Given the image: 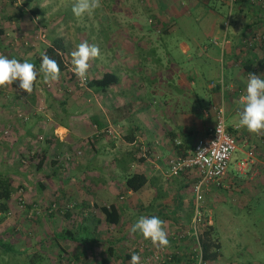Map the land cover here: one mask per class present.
I'll list each match as a JSON object with an SVG mask.
<instances>
[{
  "label": "crops",
  "instance_id": "0c3cea01",
  "mask_svg": "<svg viewBox=\"0 0 264 264\" xmlns=\"http://www.w3.org/2000/svg\"><path fill=\"white\" fill-rule=\"evenodd\" d=\"M127 2L135 18L129 19L131 14L127 13L126 22L132 31L128 41L121 44L130 50L109 54V67H103L93 75L97 77L104 71H110L115 80L104 89L87 87L94 96L82 94L78 97L77 113L63 108L66 103L63 100L61 107L66 110L57 116L59 119L54 117V113L48 117L51 120L44 130L48 141L44 140L43 144L37 140L41 136L36 137L42 128L39 122L42 116L37 114L33 121H23L21 127H16L25 140L21 141V152H29L31 156L38 153H35V148L40 150L41 146L50 143L66 147L75 138L79 142L82 138L85 141L82 154L76 157L74 166L63 177L65 188L51 192L54 195L45 193V188L51 184L45 179L52 175L45 173L43 180L37 177L23 181L25 187L28 184L25 197L40 205L58 198L72 200L73 208L64 217L72 214L77 228L73 236L78 238V244L88 240L102 241L106 251L116 258L114 263L129 264L131 255L136 253L143 264H191L196 241L191 231L196 171L187 169L168 176L165 173L167 160L174 154L186 152L197 139L208 135L213 121L210 107L221 103L225 122L236 142L233 153L236 152L232 167L226 169L218 185L209 183L200 187V209L203 200L208 210L209 206L225 201V197L246 206L248 199L257 194L259 186L264 185V135L255 136L236 127L241 97L236 90L240 88L242 94L245 92V69L254 65L264 78L263 41L248 45L242 42L247 35L260 34L261 37L264 34V3L252 0ZM143 9L151 11L146 24L137 19V14H141ZM119 19L117 23H125L124 17ZM1 28L0 39L10 38L8 31ZM164 28L168 31H163ZM181 28L186 32V38L207 39V42H197L190 50L195 62H189L188 58L186 63L179 59L178 62L167 60L166 53L161 51L157 54L155 50L158 46L156 41L165 40L161 34ZM212 37L215 41L211 40ZM1 53L8 58L29 57L15 56L6 47ZM89 63L90 69L92 63ZM66 68L70 69V66ZM211 80L214 85L209 83ZM154 82L170 86L173 91H159L155 102L152 96V93L155 95ZM13 85L15 88L18 82ZM204 108L208 110L206 114ZM92 125L95 130L110 126L113 131L89 135ZM27 139L36 142L30 146ZM249 146L253 147L251 160L242 170H237V162ZM7 151L4 156L9 154ZM53 161L49 160V163ZM14 170L20 173V168ZM131 172H142L146 176L145 182L136 190L124 185L125 174ZM109 204L117 210L118 221L115 223H106L99 210L100 205ZM184 210L186 213L183 215ZM52 211L45 217L44 234H36L30 247L35 248L36 256L45 252L50 256L47 262L59 264L57 255L63 249L60 241L69 239L57 233L73 223L65 225V220L61 222L63 215L57 209ZM140 216H158L165 222L169 240L166 248L158 249L139 234H129L132 224ZM35 222L36 229H40L37 216ZM101 228L107 236L96 234ZM83 251L81 245L74 251L77 260ZM0 264H10L9 257H2Z\"/></svg>",
  "mask_w": 264,
  "mask_h": 264
},
{
  "label": "rangeland",
  "instance_id": "374dc122",
  "mask_svg": "<svg viewBox=\"0 0 264 264\" xmlns=\"http://www.w3.org/2000/svg\"><path fill=\"white\" fill-rule=\"evenodd\" d=\"M127 1L101 0L102 6L93 14L76 17L72 12L74 0H30L28 4H24V0H0V27L7 30L8 36H10L8 39H0L1 50L6 47L7 51L13 52L15 56H31L40 52L52 38L60 37L64 43V60L67 66H70V69L66 68L60 72V78L57 82L46 84L42 78H39L34 83L31 94L20 90L18 85L15 88H13L14 85H12L13 87L0 88V130L6 128L8 132L0 138V170L4 171L6 176L10 178L11 197L13 196L12 198L18 207L22 208L18 214L13 213V211L7 212L0 219V222L2 221L0 223V239L7 242L4 249L0 247V262L2 257H9L10 264L49 263L47 261H50V256L47 253L41 252L36 256L37 252L33 251L35 248L30 247V245L36 234H44L43 225L46 221L45 217L48 215L44 213V210L46 212L50 206V211L57 209L59 214L63 215L61 222L65 220V225L73 223L72 226L68 225L67 227L77 233L72 214L64 217V213L70 212V208H73L72 200H60L58 198V200L54 199L49 203L45 202L44 205L36 204L25 197V189H28V184L27 187L23 184L27 182L24 180L32 181L37 177L43 180L46 178L45 173H52L49 178L45 179L51 183L50 187L45 188V193L54 195L51 192L61 191L66 185L62 182L63 177L70 171V167L74 166L72 164L76 157L82 154L81 148L85 143L84 139L82 138L80 142L76 138L70 140V147L53 143L44 145L47 158L38 168L36 167L38 156H31L29 152H21L20 149L23 147L21 141L24 142L25 140L16 127H21L23 121H33L37 114L42 116V120L39 119L42 128L41 131L37 132L36 137L40 135L41 137L37 140L43 144L44 137L47 135V131L44 130L48 125L47 122L51 120V117H48L52 113H54L55 118L66 109L73 114L77 113L79 110L77 98L81 97L82 94L87 97L94 96L86 89L87 85L78 84L79 79L71 71L70 52L84 41L90 45L98 46L100 56L91 61L92 65L87 76H93L98 73L99 69L109 67V54L115 55V52L119 51L128 52L130 48L126 49L121 44L123 41L125 43L128 41L129 33L132 31L126 22L129 17L127 13H132L130 3ZM30 7L35 8L36 12L31 11ZM137 15L138 21L146 24L151 11L143 9L141 14ZM120 17H124L125 23L123 21L117 23V20H121ZM133 18L135 17L131 14L129 19L132 20ZM185 33V30L181 28L178 31L161 34L162 39L165 40H162L163 42L156 41L158 43L155 48L157 54L162 51L166 53L167 60L170 58L175 62L179 59L186 63L187 58L189 62H195V56L189 54L190 50L195 47L197 42H207V39L186 38ZM115 42H117L116 45ZM1 50L0 54H3ZM100 58L103 59L100 60ZM95 67L98 69H94ZM153 84L155 95L152 93V96L155 102L159 98V91L166 93L173 91V88L167 87L163 83L154 82ZM63 100L66 103L62 107L66 109L61 107ZM18 112H21L22 115L19 116ZM94 132L95 127L92 125V131L89 135H94ZM26 141L30 142V146L36 142L34 139H27ZM35 150V153L39 152L36 148ZM6 151L9 154L4 156ZM235 152L228 161L227 168L232 167ZM49 160L54 161L49 163ZM19 168L20 173L14 170ZM23 196L26 198L25 200ZM172 200L173 202L176 201L175 199ZM202 203L201 218L204 221L209 218L210 223L212 221L220 242V255L215 260L201 264H264V185L259 186L257 194L248 199L246 206H240L234 200L226 197L225 201L222 200L209 206L208 210H206L204 200ZM185 213L184 210L183 215ZM36 216L40 229H36L34 224L36 223ZM98 233L107 236L102 228L96 232V234ZM60 242L63 249L57 255L59 258L57 263L59 264H118L114 263L116 258H112L106 251L102 241L88 240L83 244L79 243L84 250L83 254L78 256L79 260L75 258L74 253L75 250L80 249L77 241L69 239ZM18 250L19 252H17Z\"/></svg>",
  "mask_w": 264,
  "mask_h": 264
},
{
  "label": "clouds",
  "instance_id": "9594fccd",
  "mask_svg": "<svg viewBox=\"0 0 264 264\" xmlns=\"http://www.w3.org/2000/svg\"><path fill=\"white\" fill-rule=\"evenodd\" d=\"M101 0H74L72 12L76 17L91 15L100 8ZM100 56V50L96 45H90L87 41L81 42L70 52L71 71L84 86L87 81V72L90 61ZM60 65L55 59L46 53L42 54L39 70L33 63L20 62L16 58H8L0 54V88L11 87L18 82L20 90L27 94L33 92L34 83L38 75L46 84L57 82L60 78ZM237 128H243L248 133L260 136L264 135V78L256 74H249L246 89L240 97V110L238 112ZM129 234H139L152 246L163 249L169 245L168 233L165 230V222L158 216H140L132 224ZM129 264H141V258L133 253Z\"/></svg>",
  "mask_w": 264,
  "mask_h": 264
},
{
  "label": "built area",
  "instance_id": "2783aa9c",
  "mask_svg": "<svg viewBox=\"0 0 264 264\" xmlns=\"http://www.w3.org/2000/svg\"><path fill=\"white\" fill-rule=\"evenodd\" d=\"M252 1H262L264 0H252ZM212 41H215V38H211ZM263 41L264 44V34L261 35H247L243 38L242 42L244 44L259 43ZM256 74L261 76V71L254 65L249 66L245 69L244 76L248 80L249 74ZM211 85H214L213 80L209 82ZM78 84L81 85V82L78 81ZM239 95H242L241 89L237 88L236 90ZM213 113V121L209 127V132L206 137L197 139L184 153L174 154L167 160L166 175H176L181 171L187 169H194L196 171L197 179L193 184L194 198H193V213L191 218V231L194 235L195 247L193 262L192 264H200L201 254L199 251V244L197 240V234L201 229V226L204 223H210L209 218L205 221L201 218L200 211V187L209 183L218 185L223 174L227 169L228 160L236 148V142L229 131L227 124L225 122V115L223 111L222 104L212 105L210 107ZM207 108L203 109V112L207 113ZM18 115H22L21 112H18ZM113 131V128L110 126H104V128L95 130V135L98 132H104L110 134ZM7 129L0 130V138L6 135ZM253 152V147L249 146L247 150L244 151V155L237 162V170H242L247 162L251 160ZM51 210V206L46 209V212ZM141 264L143 262L141 261Z\"/></svg>",
  "mask_w": 264,
  "mask_h": 264
},
{
  "label": "trees",
  "instance_id": "16d2710c",
  "mask_svg": "<svg viewBox=\"0 0 264 264\" xmlns=\"http://www.w3.org/2000/svg\"><path fill=\"white\" fill-rule=\"evenodd\" d=\"M29 2L30 0H24V4H28ZM30 10L36 12L35 8L30 7ZM167 29L168 28H164L163 31H166ZM1 32H2V28L0 27V33ZM63 51H64L63 41L61 40L60 37H55L52 38L50 42L41 49L40 52L35 53L29 57H25V58L19 57L16 59H18L20 62H24L25 60H27V62L33 63L38 71L41 63L42 54L46 53L50 58L55 59L58 62L61 71H63L67 67L66 62L64 60ZM38 77L40 79L42 78V76L40 75H38ZM114 80H115V76L110 71H104L102 74H100V76L97 77L92 76L88 78L85 85L91 88L104 89ZM47 139H48L47 137L44 138L45 141ZM36 156H38L36 167L39 168V166L47 158L46 147L40 149L39 152L36 154ZM145 180H146V176L144 173L131 172L125 174L124 185L127 188L136 190L145 182ZM10 184H11L10 178L6 176L4 171L0 170V219L4 217L7 212L13 211V213L16 212L18 214L22 210V208L18 207V205L10 195L11 193ZM23 199L25 200L26 198L23 196ZM99 210L103 215V220L106 223H115L118 221L117 210L113 204H109L107 206L100 205ZM49 212H45V213L48 214ZM64 214H67V212H65ZM73 233L74 232L72 229L66 227V228H61V230L58 231L57 235H60L63 238L77 241L78 238L74 237ZM197 240L199 244V251L201 254L200 264L215 260L220 255V250H219L220 242L216 235V230L214 228V225L212 223H204V225L201 226V229L197 234ZM6 244L7 242H4L3 240L0 239V247L4 249Z\"/></svg>",
  "mask_w": 264,
  "mask_h": 264
}]
</instances>
